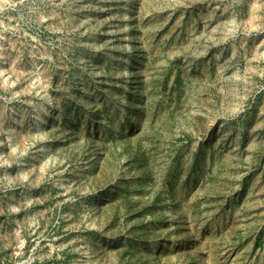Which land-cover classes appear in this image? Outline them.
Wrapping results in <instances>:
<instances>
[{
  "label": "rangeland",
  "instance_id": "rangeland-1",
  "mask_svg": "<svg viewBox=\"0 0 264 264\" xmlns=\"http://www.w3.org/2000/svg\"><path fill=\"white\" fill-rule=\"evenodd\" d=\"M0 264H264V0H0Z\"/></svg>",
  "mask_w": 264,
  "mask_h": 264
}]
</instances>
